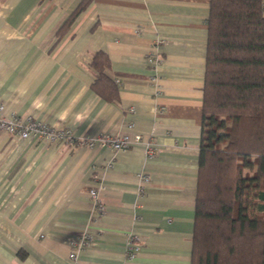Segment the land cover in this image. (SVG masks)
Wrapping results in <instances>:
<instances>
[{"label": "crops", "instance_id": "0c3cea01", "mask_svg": "<svg viewBox=\"0 0 264 264\" xmlns=\"http://www.w3.org/2000/svg\"><path fill=\"white\" fill-rule=\"evenodd\" d=\"M83 1L0 0L3 113L76 138L0 131V264H191L210 0H86L66 27ZM135 133L126 150L83 143Z\"/></svg>", "mask_w": 264, "mask_h": 264}, {"label": "trees", "instance_id": "16d2710c", "mask_svg": "<svg viewBox=\"0 0 264 264\" xmlns=\"http://www.w3.org/2000/svg\"><path fill=\"white\" fill-rule=\"evenodd\" d=\"M203 91L191 264H264V0H210Z\"/></svg>", "mask_w": 264, "mask_h": 264}, {"label": "built area", "instance_id": "2783aa9c", "mask_svg": "<svg viewBox=\"0 0 264 264\" xmlns=\"http://www.w3.org/2000/svg\"><path fill=\"white\" fill-rule=\"evenodd\" d=\"M149 62L156 65L161 64V59L157 55H151ZM4 106L0 101V131L7 132L9 134L17 135L21 140H45L51 143H63L74 144L76 138L73 132L69 129L54 128L42 121L34 120L32 117H27L22 120L15 114L6 115L3 113ZM142 135L135 133L133 136L130 134L113 136L112 134H106L95 139L86 140L83 143L91 148L97 146H109L115 150H126L134 144L142 141ZM161 149L155 148V145L148 143L147 154L149 157L156 156L160 153ZM150 181V176L146 173L141 175L140 192H145V186ZM144 184V185H143ZM91 196L94 200V205L99 211L104 210V206L100 200V193L98 189L91 191ZM91 242V238L88 234L82 235L71 248L70 258L75 260L78 254L86 248ZM141 245L138 242V238L129 236V242L127 245V257L128 259H134L137 253L140 251Z\"/></svg>", "mask_w": 264, "mask_h": 264}]
</instances>
